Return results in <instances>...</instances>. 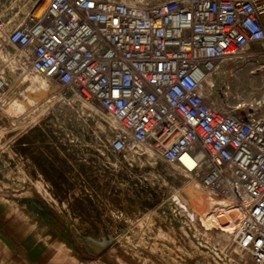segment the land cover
Instances as JSON below:
<instances>
[{"label": "built area", "instance_id": "obj_1", "mask_svg": "<svg viewBox=\"0 0 264 264\" xmlns=\"http://www.w3.org/2000/svg\"><path fill=\"white\" fill-rule=\"evenodd\" d=\"M8 27L31 72L113 115V151L151 141L202 189L231 198V244L264 264V100L259 114L231 112L209 106L202 89L220 61L264 40V0H48L14 27L0 17V35ZM7 88L0 73V93Z\"/></svg>", "mask_w": 264, "mask_h": 264}, {"label": "rangeland", "instance_id": "obj_2", "mask_svg": "<svg viewBox=\"0 0 264 264\" xmlns=\"http://www.w3.org/2000/svg\"><path fill=\"white\" fill-rule=\"evenodd\" d=\"M136 1L154 5L165 0ZM40 4L41 0H0V17L10 19L14 27L35 13ZM11 29L0 35V73L8 81L7 90L0 93V193L33 187L72 219L81 234L91 236L95 247L110 251L121 263L134 264V250L139 251L137 257L149 262L161 247L166 258L180 262L187 257L190 264L197 259L207 264L206 248L200 247L201 243L214 247L213 253L218 255L215 261L230 264V257L240 260L230 235L225 234V241L219 237L222 229L232 231L234 226L222 227L215 222L214 229L204 232L200 215L173 213L169 203L178 189L189 195L193 206L208 210L225 197L202 189L198 182L191 183L192 190L184 186L185 177L174 173V165L163 159L151 141L140 145L152 149V154L138 150L139 144L123 152L113 151L111 142L118 124L112 114L55 78L40 74L25 77L23 72L30 71L27 52L8 43ZM223 61L230 63L221 64L220 69L234 73L239 64L264 65L251 51ZM254 73L264 77V69ZM215 76L207 78L214 81L211 93L207 82L204 84L208 100L224 102L234 112H255L248 103L227 98L223 86L227 77ZM146 242L158 248L146 247ZM245 264L252 263L246 260Z\"/></svg>", "mask_w": 264, "mask_h": 264}, {"label": "crops", "instance_id": "obj_3", "mask_svg": "<svg viewBox=\"0 0 264 264\" xmlns=\"http://www.w3.org/2000/svg\"><path fill=\"white\" fill-rule=\"evenodd\" d=\"M247 51L264 62V40L250 45ZM228 63L220 61L212 75L220 76V65ZM90 238L33 187L0 193V264H126L118 262L110 251L95 247ZM144 245L158 248L147 242ZM159 249L161 252L152 253L149 262L137 257L139 251L134 250V264H190L187 257L180 262L166 258L163 248ZM195 264L205 263L197 259Z\"/></svg>", "mask_w": 264, "mask_h": 264}, {"label": "bare ground", "instance_id": "obj_4", "mask_svg": "<svg viewBox=\"0 0 264 264\" xmlns=\"http://www.w3.org/2000/svg\"><path fill=\"white\" fill-rule=\"evenodd\" d=\"M126 1H128L130 3H135L136 0H126ZM139 2H141V1H139ZM47 4H48V0H41V4L38 6V8L34 14H39L42 11H44ZM240 66H242V69H239L237 71V73H234L232 71V69L231 70H227L225 68L219 69V73L225 74V77H227L226 80H228L230 82L229 88L228 89L224 88V94L227 98H231V99H235V100L238 99L240 102H243L244 105L248 103L251 109L255 108V112L251 113V114H253V115L259 114L260 111L258 110L257 104H258V102L264 100V77L260 73L255 74L254 72L256 70H263L264 65L257 64L255 62H250L247 64H241V65L239 64L238 67H240ZM27 69L23 72L25 77L30 78V76H35V77L39 76V74L33 73ZM209 75H211V74H209ZM209 75L207 76V78L209 77ZM207 78L204 80V82L202 84V89L204 91V84H205V82H207L206 84H207L208 92L211 93L212 87L214 86V81H212L210 79L207 80ZM20 80H22V79H20ZM5 100H6V98H5ZM206 101H207L209 106H219V104H217L213 99L208 100L206 97ZM230 111L234 112L232 109ZM106 118L108 121L113 122V119H111L110 116L106 115ZM114 120H115V118H114ZM115 122H116V120H115ZM138 150H145V151H148L150 154L153 153L152 149H150L149 147H146V146H142L140 144L138 146ZM173 168H174V173L182 174V176L185 177L184 178L185 179L184 180V182H185L184 186L188 187V189L190 188V190H192L190 187L191 183H194V184L196 183V185L199 183V180L197 178H195V176L185 172L181 166L175 164ZM193 178L196 179L197 181L194 180ZM199 185H200V183H199ZM178 190H175L172 193V195L170 196L171 198L169 200V203L173 206L172 207L173 213L178 211L179 213L182 212V214L189 215L190 213L193 212V216L200 215V217H201L200 218V227L204 230V232H208V231L214 229L215 222L222 227L235 226L236 219L239 216V211L236 208H233L232 210L227 209V206L229 204H231V198L215 192L217 195L225 197V198L221 201H217L214 204V207L211 210H208L206 207L193 206L191 203V199H190L189 195L184 196ZM223 230L224 229H222V232L219 234V237L224 240L225 234H227V233L229 234V232H231V231H223ZM197 231H199V229H197ZM200 247L206 248L204 250V253H205V258H206L207 264H224V263H221L219 261H215V258L217 259V257H215V255L216 256H218V255L215 252L213 253L214 247L211 248L209 245H206L204 243H201ZM201 252H203V250H201ZM190 257H192V256H190ZM246 260H247L246 257L242 253H240V260H236L232 257L229 258L230 264H245Z\"/></svg>", "mask_w": 264, "mask_h": 264}]
</instances>
